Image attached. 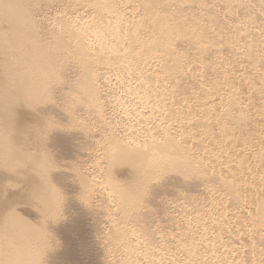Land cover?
Masks as SVG:
<instances>
[{
    "label": "bare ground",
    "instance_id": "obj_1",
    "mask_svg": "<svg viewBox=\"0 0 264 264\" xmlns=\"http://www.w3.org/2000/svg\"><path fill=\"white\" fill-rule=\"evenodd\" d=\"M26 2L28 0H0V174L9 171L12 175H16L17 171L22 168L24 171L35 175L42 187L41 195L34 201L35 205L39 207V211L53 218V215H56V212L63 206L62 204L59 208L63 196L59 195L60 192L59 194L55 192L57 191L56 188L54 190L49 186L50 177L53 174L51 168L56 162L53 161L51 154H48L50 145L57 142V138L55 140L50 135V131L55 132L56 130L55 120L60 121L61 110L65 111L67 117L71 119L77 118L75 114L80 116L84 113L77 112L80 102L84 104V107L86 105V111L84 110L86 113L91 109V111L94 110V114L96 113L103 119L107 120L105 116L108 117L105 114V104L103 105L101 100L103 94L99 84L101 81L100 72L97 73L94 64L101 62L112 65L123 63L124 67H122L123 65L121 68L118 66V70L120 68V70L124 69L129 72L135 66L133 67V62L131 66L130 59L133 56L130 58L131 52L128 49L130 47L131 51L135 52L136 48L139 47H136L135 42H144V45L139 43L141 49L135 53L137 58L140 59L145 52L144 55H147L148 58L157 60L158 63L155 67H162L164 71L161 70L165 75L161 74V76H166L167 73L173 75L182 70L183 65L180 62L182 58L180 57L185 52L180 47L187 46V49L190 50L188 53L191 54L195 63V69L193 68V71L187 72V74L193 76L195 79L193 82H196L197 88L195 97L188 95V100L184 99L187 105L189 99L195 98V109H192L191 105L182 108V114L183 112L192 114V117H188V120L184 121L185 117L181 119L183 124L179 122L182 124L180 127L184 129L183 126H185L188 129L185 131L188 132L185 133L182 130V134L172 136L170 131L163 129L164 132L157 136L153 129L158 126L151 127L149 125L151 117L146 114L147 117L145 118V114L140 111L137 113L135 109L131 110L135 111L138 116L140 115L142 119L144 118L143 122L146 123V126L141 128L142 119L139 121L137 118V123H135L136 120L134 122L129 121L128 116L132 119L131 115L134 112H130L129 114H132L129 115L128 111L126 112L123 108L125 119H121V117L118 120L121 122L115 121L116 123L108 129L113 136L109 158L110 161L118 162L125 155H137L138 153V169L136 176L127 181L129 187L117 182L110 173L106 175L108 180L105 182L110 189L118 193L117 199L121 205L122 217L126 220L133 218L132 215L134 218L141 219L148 216L150 211L139 212L138 210L145 195L142 189L147 181L150 183L155 174L161 173V170L178 169L181 176L177 178L183 180L186 185L190 182L188 178L192 176L199 183L206 179L207 182L211 179L219 183V187L224 192L223 196H226H224L226 203L231 202L233 206L235 205L246 219L245 228H242L245 232L242 234H245L248 241H244L241 249L244 250L247 247L246 252L250 261L247 264H264V0H144L140 3L144 9V14L140 20L137 19V25L135 27L133 25L132 28L134 30L138 26L140 31H145L146 34L144 33L145 35L142 37L135 33V31H139L138 29L132 31L131 27L125 25L127 28L123 30L120 26L122 24L119 25L123 18L121 13L116 12L117 4L114 3L116 1L93 0L92 2L98 6L95 7L96 12H99L97 11L98 8L101 11L106 10L114 15L115 20L112 22L111 20L104 21V25H102L103 23L100 21L95 24L93 21L95 18H93L92 21L95 26H90L89 21L87 22L88 19L84 23L80 22V26L77 25V21H74V25L77 27V30L74 31L80 35L79 37L76 34L80 39L74 45H72L74 42L65 40L66 35L64 37L62 33L57 31L55 32L58 35L52 34L55 36L54 40L51 36L52 41L47 40L46 35L43 37V32L41 35V30L38 31L39 25L33 19L35 17H31V13L33 12L34 16L36 12L30 11ZM33 10L35 9L33 8ZM40 20L37 19L39 22ZM41 21L43 24V20ZM130 23L132 24L131 21ZM99 24L102 26H98ZM133 24L136 23L133 22ZM129 31L130 33H128ZM128 34L130 45L124 46L123 41L127 37L125 35ZM77 36L75 38H78ZM120 51L121 53H119ZM110 53L112 54L108 56ZM185 58L187 57L184 56ZM73 60L75 63H80L78 64L80 68L85 69V75L82 76V72L76 66L79 77H76V74L71 75V69L68 68V65L71 63L69 61ZM188 62L191 64L190 61ZM148 65L150 66V64ZM189 66L186 65L187 68ZM69 67L72 68V66ZM186 69H184L185 73L190 71V69ZM140 72V70H136V74H139L135 77L137 84L134 81V85L132 87L129 85L128 88L130 89L127 88V91L129 90L128 92L135 95L134 98L138 100V103L135 102L136 104L144 105L145 102L151 104L147 105L151 107L154 113V110L164 106L161 102L164 93L161 90L157 91L158 93L155 92L157 88H154L155 90L148 88L147 85L149 86V84L146 83L151 77ZM161 76L155 77L156 80L154 81L158 82L160 79L163 81ZM183 80L182 78L181 81ZM185 80L187 81L186 78ZM185 80L183 82H186ZM191 81L189 83L192 86ZM164 83L166 84L163 81L161 85L165 86ZM185 88L187 89V87ZM77 89L81 93L79 96L72 95L76 97L67 98L68 94L75 93L73 91ZM182 90L179 92L180 97L183 94ZM190 90L191 93L193 89L190 88ZM58 92H61L63 96L57 98L55 95ZM180 93L182 94L180 95ZM132 94L131 96H133ZM127 95L130 96V93ZM176 95H174L175 98L178 96ZM180 97L178 98L180 99ZM118 98L120 103L122 98ZM180 102L183 104V100L180 99ZM64 104L68 105L65 108L67 111L64 108L57 109L58 106L63 107ZM120 104L123 105L124 103L121 102ZM51 107L55 112L52 111L53 114H56L57 117L51 114L49 110ZM82 108L83 106L80 109ZM16 112H22L19 114L20 119L18 121L15 117ZM134 117L137 116L134 115ZM31 120H37L40 123H32L29 126ZM62 125L61 127H63ZM53 126L55 127L53 128ZM191 128L197 132L192 133ZM60 131L56 130L59 134L58 140L67 141L68 138ZM125 131L128 133H124ZM183 133L187 136H184ZM70 135L74 134L71 133ZM179 138L183 140L181 142H187L189 147L192 141L200 146L204 160L200 158L201 153L199 158L196 153L197 157H194L195 155L190 157L188 152L191 149H187V152L185 144H181ZM189 138L190 140H188ZM188 141H191L190 144ZM21 157L25 160L22 166L17 164V160ZM207 164L212 165L213 169H209V166L207 168ZM86 176L89 177L87 174ZM86 176L83 178L81 191L87 196L90 195L94 182L96 181L97 184L99 179L95 178L93 181L92 177L88 179ZM100 182L102 181L100 180ZM6 189L7 185L4 186L3 190L6 191ZM19 200L23 199L12 195L5 202L4 209L8 214L6 219L4 218V222L7 229L4 240L0 233V264H46L43 255L47 248H51L53 239L55 240L56 237H53L54 234L51 235V229L45 228L46 230L40 231L34 224L29 226L32 228L29 233L24 230V225H28V222H23L22 225L16 227L15 224L18 221L14 216L16 212L9 209L11 204L18 203ZM24 201L28 207H33V200L29 201L25 197ZM133 210L136 211L132 214ZM53 220L55 222L56 218L54 217ZM8 227L10 228L8 229ZM126 232L127 228L120 226L114 230L117 238L123 240L127 236ZM143 232L148 234L147 229H144ZM238 233L241 234V232ZM127 242L125 241V246L131 250L129 253H133L135 246L128 245ZM22 243L25 244L23 249L18 247ZM245 256L247 258V255ZM241 259L244 258L241 257ZM126 264L133 263L130 261ZM134 264L138 263L135 262Z\"/></svg>",
    "mask_w": 264,
    "mask_h": 264
},
{
    "label": "rangeland",
    "instance_id": "obj_2",
    "mask_svg": "<svg viewBox=\"0 0 264 264\" xmlns=\"http://www.w3.org/2000/svg\"><path fill=\"white\" fill-rule=\"evenodd\" d=\"M92 1L93 0H28V2L26 3L30 11L36 12L34 16H33L34 13L32 12L31 17L32 18L35 17L33 19H35L37 25H39V28L38 26L37 28L39 29L38 31L41 30L40 34L41 32H43L42 33L43 37L44 35H46L47 37L45 36V38L47 40L48 39L51 40V36L53 33H54L53 35L56 34L58 35V33L60 32L64 37L66 35L65 37L66 39L64 38L65 40L74 42L72 44L74 45L76 44L75 42H77L80 39L79 38L80 35L78 33H75L77 31H74L77 30L76 25H74L75 24L74 21H77V25L80 26L81 25L80 22L84 23L88 19L87 20V22L89 21L88 24L90 26L91 25L95 26L94 23L97 24L99 23V21L100 23L101 22L103 23L102 25H104V21L106 22L107 20H111L112 22L113 20H115L114 15L106 10L101 11L98 8L97 11L99 12H96V8L98 6L96 5V3ZM141 1L142 0H139V2L138 0H120V1L112 0V2L117 4L116 12L121 13L122 15L121 17L123 19L120 20L119 25L122 24L120 26L123 28V30L124 28H127L126 27L127 25L131 27L132 31L139 28L137 26L136 28H134V30L132 29L133 25L134 27L137 25V21H138L137 19L140 20V18H142L144 14L143 13L144 9L141 6L142 4H140L144 2V0L142 2ZM31 7H33L35 10H33V8L31 9ZM97 17L100 19H98ZM36 18L38 20L40 19L43 20V24H41L42 23L41 20L39 22L37 21ZM93 18H95L93 20L94 23L92 21ZM130 21L132 22V24L130 23ZM133 22L136 24H133ZM100 25L101 24H99L98 26ZM65 28L68 31H66ZM138 30L139 31H135V33L137 35L139 34L140 37L146 34L145 31L142 30L140 31V29ZM55 31H57L58 33ZM128 33H130V31ZM75 36H77L78 38H75ZM128 36L129 34L125 35L126 38H124L123 41L124 46L129 44L130 42L129 41L130 38H128ZM52 37H53L52 40H54L55 36ZM70 37L71 39H69ZM139 43L135 42V45H137L136 47L138 46L140 47V45H144V42L140 43V45ZM139 47L138 49L136 48L135 52L134 51L132 52L131 51L132 49L130 47L128 49V51L131 52L129 54L130 58L131 56L134 57V58L132 57L131 59L129 58L131 60V66L133 63H134L133 67L135 66L134 68L131 67L132 69L129 70V72L125 71L124 69L120 70L122 65H123L122 67H124L123 63L116 64L117 67L116 65L107 64L106 62H101L100 64L95 63L96 65L94 64V69L97 68L96 69L97 73L100 72L99 78H101L100 79L101 81L99 84H100V90H102V94H103V99L101 100L103 105L105 104L104 105V108L106 109L105 114L108 115V117L105 116V118H107V120L101 118L96 113L94 114L93 113L94 110L91 111L90 109L86 113L85 112L86 105L84 107V104L82 102H80L81 106L78 105L79 110H77V112L79 113L84 112L80 116L75 114V117L77 118L73 117L74 119L73 118L71 119L70 117H67L65 111L63 112V110H61L62 115L59 118L60 121L58 122V120H55L56 124L54 125L56 126V130L58 131L61 130L60 132H62L64 136H66V138L69 139V141L67 139V141H62L63 142L62 143L61 140L60 141L58 140L59 134L56 132V130L55 132L50 131V135L53 136L54 139L57 138V142L50 145V148L47 147L48 149H50V152L48 154H51V157H53L54 162L56 161L54 163V166L51 168L52 170L51 173L53 174L51 175L50 180L53 182L50 181L49 186L54 190L56 188L57 191L55 192H57L58 194L60 192L59 195L63 196L62 197L63 199L60 200L61 203H59V208L63 204V206L61 207L62 209L60 208L58 211L59 213L56 212L57 214L55 213L56 215H53L56 218L57 222L56 221L54 222L53 220L54 217L52 218V216L46 215L41 211H39V207L35 205L34 201L38 199L39 195H41L42 193L40 192L42 187L39 184L38 178L35 175L30 174L27 171H24L22 168L21 170L17 171L16 175H12L9 171H5L2 172V174H0V192L3 191V193H0V233L1 236H3V240L5 237V230L7 229L6 224L4 222V218L6 219L8 214V213L6 214L4 209V206L6 205L5 202L8 200L10 196L15 195L17 196V198L23 199L21 201L19 200L18 203H14L10 205L9 210H14L16 212L14 216L18 219L15 226L18 227V225L20 224L22 225L23 222H28V225H24L25 226L24 230H27L29 233L32 229L29 226L31 224H34L36 228L40 231H44L47 228L49 230L51 229L50 230V233L52 232L51 235L54 234L53 237L54 238L56 237L55 240L53 239L54 241L52 243L53 246L51 245L50 249L47 248L45 251L46 253H44L43 255L46 264H126L129 263L130 261L133 264L135 262L138 264H247L249 263L250 262L249 255L246 252L247 247L244 250L241 249L243 248L244 245L243 243L248 241L247 238H245V234H242L245 232L244 229L242 228H245L246 219L243 215H241L243 213H241L239 209L237 210L235 205L233 206L232 203L229 202V200H228L229 203H226L227 202L225 201L226 198H224L225 195L223 196L224 192L222 188L219 187L220 186L219 183L211 179L208 182L206 179L204 180V182H200L201 183L200 184L198 180H196L192 176L188 178L191 183L189 182L186 185V183L183 180L181 181L180 178H177L178 176H181V174L179 173L180 171L178 169L172 171L161 170V173L157 172L150 181V183L147 181L146 184L148 185L145 184V186L142 189V192L145 195L143 197V201L140 203L141 207L138 210L139 212L150 211L151 213L149 212L148 216H146V218L143 217L142 219L134 218V215H132L133 218H130V220L132 219L131 221L126 220L122 217L121 205L118 203V199H117L118 193L110 189L109 185L105 182L108 180V177L106 175L110 173L113 176V179H115L117 182L121 184H125L126 186L128 185L129 187V183L127 181L136 176L135 174L137 172L138 169L137 165L139 162L138 161L139 157H137V155L139 156V154L138 153L137 155L130 154L129 156L125 155L121 157L120 161L118 162L110 161L109 158L111 153L110 145H111V141L113 140V136L112 134H110V130L108 129L110 128V126H113L121 117H122L121 119H125L124 118L125 112H123L125 110L126 112L128 111V114L130 112L132 113L134 112L133 114L131 113L132 115L129 114L132 116V119L130 116H128V118H130L129 121L132 120L134 122L136 120L135 123H137L138 122L137 118L139 119V121L142 119L140 115L139 116L137 115L138 111H140L142 114H145V118L147 116L151 117V119L149 120L150 122L149 125L151 127L158 126L155 129H153V132L157 133V136H159L161 132H164V130L170 131V134L172 136H177V134L180 133L182 134L183 131L185 133L188 132L185 131V129H187L185 128V126H183L184 129L181 128L180 126H182L184 120H186L188 117H192V114H187L184 112L182 114L183 111L182 108L191 105L192 109H195V103H196L194 102L195 98H191L192 100L189 99L190 103L187 101V105L186 102H184L185 100H188L187 98L188 95L190 97L192 96L195 97L196 95L195 93H197L196 82H193L195 81V79L193 78V76H191V74H189L191 71H193V68L195 69V63L193 62L194 59L192 60L191 54L188 53L190 50L187 49V46L180 47L183 49L185 53H187V54L184 53L180 57L182 58L180 62L183 65L181 71L185 73L184 69L187 68L186 65L188 66L190 65L186 69V70L190 69V71H186L185 74H183L181 71L177 74L174 73L173 75L167 73L166 76H161V74H164L163 72L164 70L162 69V67L161 68L159 66L155 67L158 63L156 62L157 60L155 61V59L153 58L154 59L153 61V59L148 58L147 55H144L145 52L140 57V59L137 58V54L135 53L139 52V50L141 49ZM119 53H121V51ZM111 54L112 53H110L108 56H110ZM83 56L82 57L85 58V55ZM145 56L146 59H144ZM184 56H186L187 58L184 59ZM111 59L114 60V58ZM148 59L151 61H149ZM73 61L75 63V60ZM73 61H69L71 63L70 65H68V68L71 69L70 70L71 75L76 74L75 76L79 77L78 70L82 72L81 73L82 76L83 74L85 75L86 74L85 69H83V67L80 68L79 67L80 65H78L80 63L76 62L77 64L76 63L74 64ZM188 61H190L192 65L189 64ZM148 64H150V66ZM184 64H185V68H184ZM69 66H72V68ZM75 66L78 70L75 68ZM118 66L120 67L119 68L120 71L118 70ZM136 70H140L141 71L140 73H144V75L147 74V76L152 78V79L150 78L146 83L149 84V86L147 85L148 88L151 89L157 88L158 90L156 89L155 92L157 91L159 92V90H161V92L164 93L163 94L164 97H162L163 95L161 96L162 97L161 100H163L161 102L163 103L164 106H161L158 110H154V113L152 112L151 107H149V105L151 104L146 102L144 104L145 106L142 104H136L135 102L138 103V100L134 98L135 95L132 94L131 92H128L129 90L127 91V88L130 87L129 85H131L132 87L134 83L137 84L135 81L136 80L135 77L139 74H136ZM155 71L156 72L158 71L157 74H155L156 73ZM187 72L189 73L187 74ZM150 74H152V76H150ZM154 74L157 76H155ZM154 76L157 78L161 76L160 78H162L163 81L166 82V84L164 83L165 86L161 85V83L163 84V81L161 79L158 80V82H155L154 80L156 79ZM182 78L184 80L185 78L187 79L188 82L185 80L187 84L186 82H183L184 80L181 81ZM150 80L151 83H149ZM190 81L192 82V86L189 83ZM1 82L5 83L4 81ZM175 82L177 83L179 82V83L177 84ZM154 83L156 86L154 85ZM189 86L190 88L193 89L192 90V92L194 91L193 93L192 92L190 93L191 90ZM164 87L166 89L168 88L169 89L166 90ZM185 87H187V89ZM193 87L196 89L194 90ZM181 89H183L182 90L183 94L180 93V95L182 94L181 96L182 98L179 96V92L181 91ZM173 90L175 91L177 90V92ZM77 91L79 94L77 93ZM73 92L75 93L71 92L70 94H68V96L65 94L64 95L67 96V98L71 96L72 97L71 99H73L76 96H72V95L79 96L81 94L80 90L78 89L74 90ZM58 93L57 94L55 93L56 94L55 96L57 98L58 96L59 97L63 96L61 95V92ZM129 93L130 96L127 95ZM131 94L133 96H131ZM175 94L178 95V96L176 95L177 96L176 98L174 96ZM118 97L122 98V100H120V103L123 102L124 103L123 105L119 103ZM178 97H180L181 101L183 100V104L182 102L179 103L180 99ZM45 103H47V101H45ZM66 105L67 104H64L65 107L58 106L57 109L64 108V110H66L65 108L68 107V105L67 106ZM82 106L83 108L80 109ZM123 108L125 110H123ZM133 109L137 111L136 114L135 111H131ZM49 110L51 111V114H53L54 112L53 107H51ZM20 113L22 112H16L15 114L17 121L20 119V115H19ZM53 115L54 117H57L56 114ZM134 115H136L137 117H134ZM81 116H83L84 118ZM133 117L135 118L134 120ZM184 117L185 119H183ZM181 119H183V121ZM143 121L144 118L141 120L142 122L140 125L141 128L146 126V123L144 124ZM111 122L113 123L110 124ZM179 122H181L182 124ZM32 123L38 124L40 122H38L37 120H31L29 126ZM61 125L63 127H61ZM55 126H53V128ZM191 129H192L191 130L192 133L197 132L194 128ZM70 132L74 134L75 137H73L74 135H70L71 134ZM124 133H128V132L125 131ZM185 133H183V135ZM184 136H187V134H185ZM188 140H190V138ZM181 141L183 140L180 139V142ZM188 142L190 144L191 141ZM192 142L190 144L191 145L190 147L188 144H186L187 142L186 143L181 142V144L182 143L185 144L187 152H188L187 149H191L189 150L190 152H188L190 157H193L196 153V155L198 154V158H199L202 150L200 149V146L196 145L195 142L193 143ZM197 150L198 152H195ZM202 154L203 152L201 153L200 158L204 156ZM196 155L194 157H197ZM17 161H18L17 164H20L21 166L25 162L23 157H21ZM208 166L209 169L212 168V165L207 164V168ZM86 174L89 177H87ZM85 176L88 179L92 177L93 181L95 178L99 179V182H97V184L96 181L94 182V185L92 186L93 189L91 188L92 191L90 190L91 193L90 195L88 194L87 196L85 193L83 194V191H81L82 190L81 187H83L82 181ZM100 180L102 182H100ZM210 182H212L213 184ZM5 185H7L6 191L3 190ZM152 195L153 197H151ZM25 197H27L29 201L33 200L32 208L28 207L27 204L25 203L24 201ZM143 204L145 205V207ZM136 210H133L132 214ZM119 226L127 228V232H126L127 239L125 238V240H123L121 238L120 239L117 238L116 233H114V230L116 227L118 228ZM9 228L10 227H8V229ZM144 229L145 230L147 229L148 234L147 233L145 234L143 232ZM238 232H241V234ZM125 241L126 242L128 241L127 242L128 245L131 244V246L133 247L135 246L134 250L132 251L133 253H129V251L131 250L127 249V247L125 246ZM19 246L20 248L23 249L25 244L22 243V245L19 244L18 247ZM236 246L239 247L237 248ZM243 252L245 253L243 254ZM245 255H247L248 260ZM241 257L244 258L243 259L244 261L241 259Z\"/></svg>",
    "mask_w": 264,
    "mask_h": 264
}]
</instances>
